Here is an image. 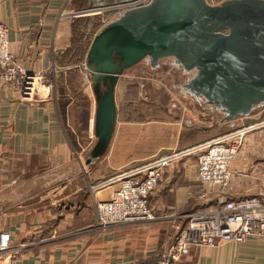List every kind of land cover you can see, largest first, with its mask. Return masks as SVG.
<instances>
[{"label": "crops", "instance_id": "0c3cea01", "mask_svg": "<svg viewBox=\"0 0 264 264\" xmlns=\"http://www.w3.org/2000/svg\"><path fill=\"white\" fill-rule=\"evenodd\" d=\"M98 1L90 0L84 7L80 0H0V22L9 29L10 52L29 70L51 71L55 84L52 96L24 102L0 78V194L6 193L0 198V205L23 198L30 202L0 216V236L5 234L26 247L13 264H158L183 223L178 214L196 206L190 198L199 183L196 167L180 163L165 171L151 196L156 219L105 229L98 225V204L111 199L118 185L94 189L95 184L218 134L184 147L168 144L148 150L147 155L136 156L132 150L126 156L119 154L120 136L115 131L108 154L95 163L84 166L80 159L83 154H72L67 129L71 109L81 104L83 96L89 98L90 130L96 111V96L86 69L87 54L81 60V51L76 57L71 51L74 26L80 28L81 19L89 21L90 14L80 13L101 7ZM102 14L109 19V12ZM93 26L88 30L93 32L92 40L100 29L94 32ZM119 96L117 86V102ZM263 107L244 115L246 121L263 119ZM119 120L118 116L116 129L122 124ZM148 137H152L151 131ZM95 141L92 136L94 144ZM76 161L78 167L71 165ZM232 170L231 197L264 199V134L246 140L232 162ZM60 183L63 185L59 190L40 200H34L37 196L30 192H43ZM174 264H264V240L193 245L189 254Z\"/></svg>", "mask_w": 264, "mask_h": 264}, {"label": "water", "instance_id": "95a60500", "mask_svg": "<svg viewBox=\"0 0 264 264\" xmlns=\"http://www.w3.org/2000/svg\"><path fill=\"white\" fill-rule=\"evenodd\" d=\"M129 1L80 13H110L87 53L96 96V142L87 164L108 152L118 120L117 86L142 61L157 69L171 59L187 77L179 87L221 122L264 106V0H152L119 7Z\"/></svg>", "mask_w": 264, "mask_h": 264}, {"label": "built area", "instance_id": "2783aa9c", "mask_svg": "<svg viewBox=\"0 0 264 264\" xmlns=\"http://www.w3.org/2000/svg\"><path fill=\"white\" fill-rule=\"evenodd\" d=\"M206 1L217 5L225 0ZM151 2L130 0L119 7L135 8ZM48 72L29 70L12 55L9 49V29L0 22V78L19 94L22 101L32 102L52 96L54 84L45 78ZM226 122L228 128L223 133L126 169L95 186L94 189H101L118 185L111 199L98 204L99 227L105 229L156 219L151 196L165 171L183 160L186 167L194 164L197 170L199 183L190 193L196 206L178 214L183 223L173 245L158 264H174L188 255L193 245L245 243L250 238L264 240V199L256 196L235 198L230 195L234 175L232 162L250 136L258 131L264 133V118L247 122L244 116H237ZM10 243L9 236L1 234L0 251L9 249ZM0 264L8 263L0 260Z\"/></svg>", "mask_w": 264, "mask_h": 264}, {"label": "rangeland", "instance_id": "374dc122", "mask_svg": "<svg viewBox=\"0 0 264 264\" xmlns=\"http://www.w3.org/2000/svg\"><path fill=\"white\" fill-rule=\"evenodd\" d=\"M171 62V59H164V64L159 68L151 69L146 61H142L124 72L118 84L120 92L117 102L118 116L120 123H122L116 129V132L120 136L119 148L121 152L119 154H126L128 156L134 150L136 156L145 155L148 150L153 151L168 144L172 146L179 144V147H184L196 140L209 138L214 134H220L227 130L228 124L225 121L219 122L221 116L219 117L216 111H209L204 106L203 109L197 100L183 92L179 85L187 77L182 73L180 68L175 69ZM45 78L48 81L53 80L51 71L45 75ZM127 94L129 95L126 97L125 95ZM80 103V105H76L77 107L74 110L71 109L70 127L67 129H69L71 138L72 154H83L80 159L82 164L86 166L89 165L87 161L94 147L92 136L94 138L96 136L93 125L90 130L89 119L92 108L89 98L83 96ZM186 127L189 129H184ZM191 127L194 130L190 129ZM179 130H182V134L180 140L177 142ZM150 131L152 132V137H148ZM258 132L255 133L258 134ZM180 163L185 166L183 160L177 165ZM71 165L78 167L79 164L76 161ZM44 173L38 174V177H41ZM105 180L103 181L105 182ZM102 183L100 182L95 185L99 186ZM62 185L63 183L50 186L49 189L43 192L38 191V189H32L30 192H34L32 194L37 196L34 200H40L46 198L52 192L59 190ZM5 194V192L0 194V198ZM45 201L46 199L43 200V202ZM29 203V199L23 198V200H13L1 204L0 216L16 208H22L24 204ZM25 248L22 247V244L11 240L9 249L0 251V260L13 264Z\"/></svg>", "mask_w": 264, "mask_h": 264}, {"label": "trees", "instance_id": "16d2710c", "mask_svg": "<svg viewBox=\"0 0 264 264\" xmlns=\"http://www.w3.org/2000/svg\"><path fill=\"white\" fill-rule=\"evenodd\" d=\"M89 1L90 0H80L82 6H84V7H87ZM96 1H98V0H96ZM117 1H120V0H100V3L102 5H109V4L115 3ZM107 18H108L107 15L102 14V13L97 14V15H92V16H89L87 18L89 21H87L86 19H81L79 21V27L80 28H78L77 25L74 26L75 32H74V39L72 41L73 45H72L71 51L75 57L78 56L79 51H81L80 57L82 60L84 58V56L88 53V50H89V47L91 44V40H92L91 35L93 33V32H90V33L88 32L89 26L94 25L93 31L95 32L96 30H98L100 28V26L103 24V22H105L107 20ZM82 41L84 43H82ZM128 95L129 94H127L126 97Z\"/></svg>", "mask_w": 264, "mask_h": 264}, {"label": "flooded vegetation", "instance_id": "af4514ba", "mask_svg": "<svg viewBox=\"0 0 264 264\" xmlns=\"http://www.w3.org/2000/svg\"><path fill=\"white\" fill-rule=\"evenodd\" d=\"M163 63V62H162ZM172 63V62H171Z\"/></svg>", "mask_w": 264, "mask_h": 264}]
</instances>
